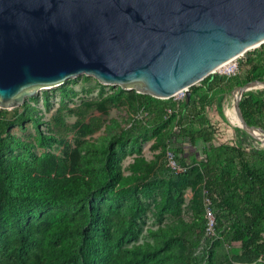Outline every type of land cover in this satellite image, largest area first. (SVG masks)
Returning <instances> with one entry per match:
<instances>
[{"label":"rangeland","instance_id":"374dc122","mask_svg":"<svg viewBox=\"0 0 264 264\" xmlns=\"http://www.w3.org/2000/svg\"><path fill=\"white\" fill-rule=\"evenodd\" d=\"M249 56L264 57V43L215 71L221 82L209 93L205 114L221 141L264 153L260 135L232 120ZM136 94L79 75L37 88L13 108L18 121L0 143V247L46 223L39 241L43 255L51 256L56 244L78 251L66 264H239L229 223L218 225L216 237L202 234L198 164L184 165L178 174L164 165L167 148L187 161L194 152L200 156V147L176 137V112L162 119L147 113L148 130L139 133ZM153 99L174 111L184 101L179 95ZM90 116L100 119L95 129L89 128ZM129 131L134 135L127 140Z\"/></svg>","mask_w":264,"mask_h":264},{"label":"water","instance_id":"95a60500","mask_svg":"<svg viewBox=\"0 0 264 264\" xmlns=\"http://www.w3.org/2000/svg\"><path fill=\"white\" fill-rule=\"evenodd\" d=\"M264 43V0H0V109L86 75L168 99ZM264 87V80L237 90Z\"/></svg>","mask_w":264,"mask_h":264},{"label":"trees","instance_id":"16d2710c","mask_svg":"<svg viewBox=\"0 0 264 264\" xmlns=\"http://www.w3.org/2000/svg\"><path fill=\"white\" fill-rule=\"evenodd\" d=\"M246 66L237 86L264 80V57L255 59L249 56L246 58ZM219 82L221 79L209 75L199 86H191L189 100L185 99L181 107L174 111L178 131L176 137L187 138L192 146L196 140L203 144L200 156L194 152L187 161L183 156L177 159L183 166L198 164L202 190H207L216 218V230L219 224L229 223L235 231L230 239L238 244L239 254L235 256V261L239 264L264 263V153L261 150L248 152L235 143L220 140L217 125H213L205 114L210 103L209 93ZM135 100L136 114L144 110L155 113L158 119L172 115H166L167 108L149 95L138 93ZM239 108L248 126L264 129V87L244 92ZM87 113L88 109L84 110L83 117ZM15 115L16 109H0V143L18 121ZM99 121L98 117H88L89 128L95 129ZM135 122L139 133L148 130L144 118ZM133 135V132H127L126 139H131ZM176 151L182 153V150ZM47 227L46 223L30 226L25 235L3 244L0 247V264H66L75 261L78 251L65 252L58 244L51 256L43 255L39 241L44 238ZM60 235L61 231L58 232V238ZM86 255L82 254L84 261H87Z\"/></svg>","mask_w":264,"mask_h":264},{"label":"built area","instance_id":"2783aa9c","mask_svg":"<svg viewBox=\"0 0 264 264\" xmlns=\"http://www.w3.org/2000/svg\"><path fill=\"white\" fill-rule=\"evenodd\" d=\"M175 95H179V97L183 100L186 99L185 91H181ZM173 112L174 110L172 108H167L165 114L171 115ZM136 115V117L138 118H143L147 115V112L144 110H140ZM195 145H198L200 147L199 152H201V148L203 146L202 142L200 140H196ZM164 162L165 166L175 174L181 173L186 169L185 166L180 164L174 150L171 147L167 148V150L165 151ZM202 205L205 217L204 232L208 237H216V218L211 207L208 192L205 189L202 190Z\"/></svg>","mask_w":264,"mask_h":264},{"label":"bare ground","instance_id":"6f19581e","mask_svg":"<svg viewBox=\"0 0 264 264\" xmlns=\"http://www.w3.org/2000/svg\"><path fill=\"white\" fill-rule=\"evenodd\" d=\"M228 63H229V61H227L226 63H224L221 67L225 66ZM232 120L235 121L237 124L240 125L239 118H238V116L236 114L232 116ZM252 133L255 134V135H260V137L262 138V142H264V135L263 134L261 135V134H259L257 132H252Z\"/></svg>","mask_w":264,"mask_h":264}]
</instances>
